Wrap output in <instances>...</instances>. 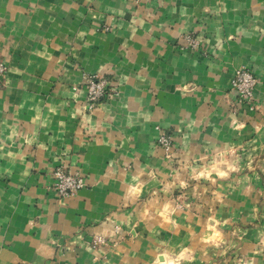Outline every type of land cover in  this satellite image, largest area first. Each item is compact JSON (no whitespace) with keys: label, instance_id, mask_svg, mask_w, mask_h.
I'll return each instance as SVG.
<instances>
[{"label":"crops","instance_id":"crops-1","mask_svg":"<svg viewBox=\"0 0 264 264\" xmlns=\"http://www.w3.org/2000/svg\"><path fill=\"white\" fill-rule=\"evenodd\" d=\"M0 62V264H264V0H0Z\"/></svg>","mask_w":264,"mask_h":264},{"label":"built area","instance_id":"built-area-1","mask_svg":"<svg viewBox=\"0 0 264 264\" xmlns=\"http://www.w3.org/2000/svg\"><path fill=\"white\" fill-rule=\"evenodd\" d=\"M189 48L195 49L197 43L195 39L187 38ZM7 71V66L0 62V80ZM259 84V80L253 71L247 67L242 66L234 73V78L231 82V91L235 92L239 103L246 104L252 109L254 106V91ZM86 100L90 108L99 104L104 98L108 96V81L103 78H89L85 83ZM159 143L161 147L170 155L173 149V141L171 136L164 133ZM53 190L59 200H67L75 196L77 192L85 187L82 177L72 174L63 166L56 168L53 173ZM106 241L103 237H94L91 247L97 249L105 245Z\"/></svg>","mask_w":264,"mask_h":264}]
</instances>
